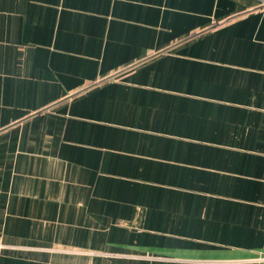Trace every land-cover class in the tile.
<instances>
[{
	"label": "crops",
	"instance_id": "obj_1",
	"mask_svg": "<svg viewBox=\"0 0 264 264\" xmlns=\"http://www.w3.org/2000/svg\"><path fill=\"white\" fill-rule=\"evenodd\" d=\"M0 264H264L262 0H0Z\"/></svg>",
	"mask_w": 264,
	"mask_h": 264
},
{
	"label": "built area",
	"instance_id": "obj_2",
	"mask_svg": "<svg viewBox=\"0 0 264 264\" xmlns=\"http://www.w3.org/2000/svg\"><path fill=\"white\" fill-rule=\"evenodd\" d=\"M262 3L264 4V0H262Z\"/></svg>",
	"mask_w": 264,
	"mask_h": 264
}]
</instances>
